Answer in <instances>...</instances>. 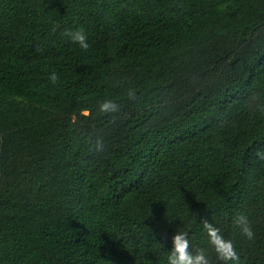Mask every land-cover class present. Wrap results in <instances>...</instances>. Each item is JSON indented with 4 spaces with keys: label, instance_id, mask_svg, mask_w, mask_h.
Wrapping results in <instances>:
<instances>
[{
    "label": "trees",
    "instance_id": "16d2710c",
    "mask_svg": "<svg viewBox=\"0 0 264 264\" xmlns=\"http://www.w3.org/2000/svg\"><path fill=\"white\" fill-rule=\"evenodd\" d=\"M262 150L264 0H0V264H264Z\"/></svg>",
    "mask_w": 264,
    "mask_h": 264
},
{
    "label": "clouds",
    "instance_id": "9594fccd",
    "mask_svg": "<svg viewBox=\"0 0 264 264\" xmlns=\"http://www.w3.org/2000/svg\"><path fill=\"white\" fill-rule=\"evenodd\" d=\"M62 35L67 37L72 43L78 44L80 49L84 52H87L91 48L87 34L83 28L66 30ZM59 80L60 77L56 72L50 74V83L57 85ZM127 95L129 99L132 100L137 98V93L132 88L128 89ZM98 110L104 114L118 113L120 111V106L112 99H105L99 103ZM104 147L103 138L97 137L94 141V150L96 152H103ZM256 155L259 159L264 160V150L257 152ZM234 223L249 240L254 238L253 229L246 215H238L234 218ZM203 228L207 233L210 245L214 248L219 259L224 261L225 264L229 261L233 262V264H239L240 256L236 247L233 241L224 237L221 228L207 220L203 222ZM188 236L189 233L187 231L181 230L174 235L173 248L167 258L168 264H211L205 249L200 248L195 252L191 250V242Z\"/></svg>",
    "mask_w": 264,
    "mask_h": 264
}]
</instances>
